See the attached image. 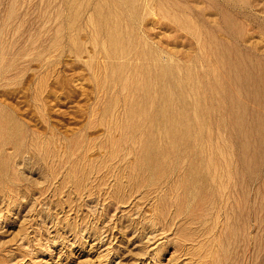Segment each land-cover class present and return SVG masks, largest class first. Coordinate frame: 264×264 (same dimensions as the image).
Segmentation results:
<instances>
[{
    "label": "rangeland",
    "instance_id": "obj_1",
    "mask_svg": "<svg viewBox=\"0 0 264 264\" xmlns=\"http://www.w3.org/2000/svg\"><path fill=\"white\" fill-rule=\"evenodd\" d=\"M0 264H264V0H0Z\"/></svg>",
    "mask_w": 264,
    "mask_h": 264
}]
</instances>
